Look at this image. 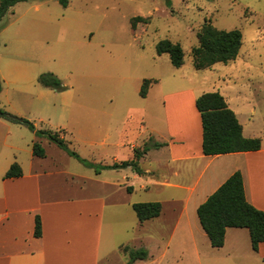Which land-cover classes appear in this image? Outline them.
Wrapping results in <instances>:
<instances>
[{"label":"crops","instance_id":"obj_1","mask_svg":"<svg viewBox=\"0 0 264 264\" xmlns=\"http://www.w3.org/2000/svg\"><path fill=\"white\" fill-rule=\"evenodd\" d=\"M218 93L235 114L242 136L260 140L259 150L204 156L195 107L199 95L188 89L159 92L150 114L155 127L130 138L120 128L111 124L108 128L107 109L90 110V162L96 165L131 161L133 149L149 140L161 144L139 160L153 166L141 167L143 176L129 167L94 170L89 177L71 174L59 162L70 159L62 150L53 148L56 156L48 155L43 137L34 132L17 139L14 129L9 139L11 126L0 123L8 129L5 133L0 129V264H124L121 256H127L120 250L138 240L155 243L156 250L140 246L148 258L133 264H203L214 251L216 264H264V243L253 251L246 229L227 228L224 245L214 250L196 215L197 207L237 171L247 202L264 212V110L257 105L249 111L232 109L227 97ZM36 143L44 157L33 154ZM20 153L21 157L16 155ZM14 163L21 175L5 178ZM130 180L139 181L140 191L155 190L154 197L133 200ZM147 202H159L160 215L133 221L132 205ZM36 216L39 237L34 236Z\"/></svg>","mask_w":264,"mask_h":264},{"label":"rangeland","instance_id":"obj_2","mask_svg":"<svg viewBox=\"0 0 264 264\" xmlns=\"http://www.w3.org/2000/svg\"><path fill=\"white\" fill-rule=\"evenodd\" d=\"M67 2L64 7L58 0H27L15 4L0 20V108L43 131L57 133L86 162L93 151L88 143L91 109H107L108 128L110 124L120 128L129 138L155 127L150 114L159 92L188 89L200 96L220 91L232 109L249 111L251 105H257L264 110V0ZM136 16L147 22L136 23L132 29L130 20ZM204 24L240 31L242 45L235 61L207 70L193 68L191 50L198 46L196 34ZM163 40L181 46V67L174 68L167 54L156 53L157 43ZM46 73L55 75L63 90L42 87L38 77ZM144 80L150 81L146 100L139 95ZM0 123L11 126L9 139L14 129L17 139L31 132L3 118ZM0 129L8 131L7 127ZM60 130L64 132L60 134ZM42 139L47 154L56 156L53 148L59 147ZM69 158L59 162L71 174L89 177L101 167L90 162L95 167L88 168ZM138 166L153 167L139 161ZM129 185L136 202L154 197L155 190L138 189L139 181L130 180ZM132 212L133 221L139 222ZM129 245L156 250L151 242L138 240ZM215 252L203 264H216ZM121 258L126 264L128 258Z\"/></svg>","mask_w":264,"mask_h":264},{"label":"trees","instance_id":"obj_3","mask_svg":"<svg viewBox=\"0 0 264 264\" xmlns=\"http://www.w3.org/2000/svg\"><path fill=\"white\" fill-rule=\"evenodd\" d=\"M24 1L27 0H0V20L15 4ZM58 1L64 7L68 4L67 0ZM146 22L147 19L136 16L130 20V25L134 29L136 23ZM196 37L198 46L191 50V54L193 68L198 71L210 69L215 64L225 65L235 61L242 45V36L239 30H218L209 24H204L196 34ZM156 53L158 55L167 54L174 68H179L183 65V51L178 43H173L169 40L160 41L156 45ZM38 83L44 88L57 91L64 88L60 80L51 73L40 75ZM149 84V80L143 81L139 93L141 98L146 96ZM195 107L200 114L202 127L201 149L204 156L252 152L260 149V140L258 138L249 139L242 136L241 125L233 111L228 108L224 98L218 92L201 94L195 100ZM0 118L27 127L37 136L48 138L70 157H74L84 166L88 168L95 167L71 151L67 143L57 133L36 130L32 122L11 115L2 108H0ZM160 146L161 144L153 143L149 140L141 148L133 149L134 160L96 167L95 172L129 167L138 176H143L144 172L138 166L139 159L150 149H156ZM32 149L35 156L44 157V150L38 143L34 144ZM20 175V168L14 163L6 172L5 178H17ZM132 210L135 212L138 221L142 223L158 217L161 212V204L159 202L136 203L132 205ZM196 215L212 248H221L224 245V235L227 228L246 229L253 251L257 250L259 244L264 243V212L247 202L242 176L238 171L233 173L197 207ZM40 233V219L36 216L34 236L39 237ZM120 251L128 258L126 264H133L135 261L148 258V252L142 248L130 249L126 246Z\"/></svg>","mask_w":264,"mask_h":264}]
</instances>
